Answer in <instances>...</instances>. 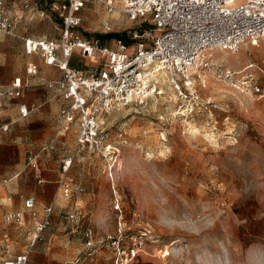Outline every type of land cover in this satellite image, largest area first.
Instances as JSON below:
<instances>
[{"label":"rangeland","instance_id":"374dc122","mask_svg":"<svg viewBox=\"0 0 264 264\" xmlns=\"http://www.w3.org/2000/svg\"><path fill=\"white\" fill-rule=\"evenodd\" d=\"M34 1L52 19L23 21L20 32L58 41L56 14L45 0ZM82 18L85 33L109 41L115 38L106 35L118 33L131 43L133 30H153L150 22L109 13L97 2L88 4ZM19 40L0 33L6 62L1 60L0 72L22 76L26 62L36 60L23 53ZM207 56L233 78L251 72L264 84V38L238 52L212 50ZM92 64L76 55L72 60L81 69ZM199 74L186 97L163 82L161 94L105 113L100 151L77 144L76 126L59 128L55 92L44 84L25 90L24 100L40 106L0 138V181L19 173L0 184V232L5 226L21 237L4 223V214L21 209L27 196L36 198L38 208L54 204L53 221L29 264H264V98L220 71ZM6 77L0 73V82ZM4 110L17 117L14 104ZM71 156L69 173L85 192L66 200L57 181L62 160ZM106 159L114 163L117 193ZM75 202L79 220L71 225L67 214Z\"/></svg>","mask_w":264,"mask_h":264},{"label":"built area","instance_id":"2783aa9c","mask_svg":"<svg viewBox=\"0 0 264 264\" xmlns=\"http://www.w3.org/2000/svg\"><path fill=\"white\" fill-rule=\"evenodd\" d=\"M6 1L0 0V31L16 34L20 15ZM95 2L109 13L120 11L131 21L150 22L153 30H133L130 33L131 43L123 37L109 41L87 34L81 30V12L89 3ZM50 5L61 26L59 40L25 36V53L37 54L47 64L62 71L60 80L48 84L49 87H56L64 100L58 110L57 124L63 131L76 126L77 144L99 151L103 148L101 126L105 113L161 94L163 82L186 97L187 92L194 91L195 75H200L203 70H217L233 78L234 73L216 64L207 53L212 50L238 52L244 45H258L264 38V0H122L121 9L117 0H52ZM76 50L87 58L98 57L99 67L89 74L73 67L71 59ZM29 72H36L32 63ZM233 81L264 98V84H260L251 72H247L242 79L233 78ZM25 85L27 83L17 79L11 86L0 88V113L6 98L20 97ZM33 108L34 105L31 108L21 104L20 118H26ZM13 123H0V138L11 130ZM109 148L110 145L105 150ZM45 149L47 147L42 148ZM103 155L107 157V154ZM72 160L73 156L62 160L58 181V191L66 200L74 192H85L82 183L69 173ZM106 161L112 189L117 193L114 163L111 159ZM8 181L5 178L0 184ZM77 206L75 202L74 208L67 214L71 225L79 220ZM115 206L121 213L118 220L121 233L123 216L118 197ZM54 211L53 203L38 209L36 198L29 196L25 198L22 209L4 216L6 223L16 225L24 232L26 240L24 249L5 259L4 264H29L32 250L44 239V232L53 221ZM85 235L87 244L92 245V231H86ZM13 241L7 229L0 232V244L6 253L12 252ZM118 242L117 239L114 241ZM135 255L132 249L131 256Z\"/></svg>","mask_w":264,"mask_h":264},{"label":"crops","instance_id":"0c3cea01","mask_svg":"<svg viewBox=\"0 0 264 264\" xmlns=\"http://www.w3.org/2000/svg\"><path fill=\"white\" fill-rule=\"evenodd\" d=\"M45 1H46V3L49 6L50 11H52L51 10V7H50L51 6L50 3H51L52 0H45ZM9 2H10V0H7L6 1V4L9 7H12V8L17 9L18 12H19L18 14L21 17L19 16L20 20L16 23V27H15L16 34H11L10 35V34H6V33L1 32V31H0V33L5 34V35H9V36H13V37H17L18 39H20L19 40L20 47L22 48L23 53L25 55H27V56H36V60L35 61L34 60H28L26 62L25 72H24V74L22 76L13 75L10 72H8L6 69L0 72V73L3 74V76H5V77L7 76L5 78V80H4L3 83L0 82V88H6L8 86H11L17 79H21L22 82L27 83V85L23 86V88H22L23 89L22 90V95L20 97H12L10 99L9 98H6L4 107H3V109H2V111L0 113V123H6V122H12V121L14 123H16L19 119L20 120H24V119L26 120V119H28L32 115V113H34L39 108L40 105H36L34 103H28L27 101L24 100L25 90L28 89L31 86H35V85H39V84H44V87L46 89H48V91L55 92V96H58L59 97V100L61 101V105L64 102V100L60 97L57 88L56 87H49V85H48L52 81L60 80L62 78V71L57 66L47 64L39 55H37V54L28 55V54L25 53V50H24L23 38L25 36H32V37H35V38H45V39H48V38L47 37H44V36H34V35H29V34H23L19 30V27L21 26V24L23 23V21H32L33 19H35L36 16H38L39 18L44 17L46 19L51 20L52 19L51 18V13L45 14L44 13L45 11L43 9H40L38 7V5H37L38 2H35L34 0H15L14 2H12V4L9 3ZM87 7L82 10V12H81V15L82 16H83V13L85 14V10L87 9ZM81 30L84 31L82 29V27H81ZM48 40H54V39H48ZM54 41H56V40H54ZM75 55L76 56H79L81 58H87V57L83 56L80 53L79 50H76L74 52L73 57ZM73 57L71 59V65H72ZM87 59L90 60V61H93V64L90 65L88 68L86 67L85 69H81L79 67H76V66H73V65L72 66L73 67H76V68H78L80 70H82L85 74H89L94 69H97V67H99V61H100V59L98 57L87 58ZM1 60H3V58L0 57V65L2 64ZM3 63H6V62L4 61ZM31 63L36 66V72H34V73L29 72V65ZM36 76H37V79L39 80L38 82H35V80L33 79ZM11 104H14V107L17 108V117L16 118H13L10 115L9 116H6L4 114L5 113L4 112L5 111L4 109L6 107H8V106H11ZM21 104H27L31 108H32L33 105L35 106V108H33L30 111L29 115L26 118H20L19 107H20ZM57 114H58V112H57ZM15 120H17V121H15ZM56 120H57V117H56ZM11 128H12V126H11ZM5 134H7V133H5ZM5 134H3V135H5ZM60 169H61V165H60ZM18 175H19V173L18 174H14L12 177L7 178V179L11 182L13 179H16L18 177ZM60 176H59V178H60ZM3 179H5V178H3ZM41 181H44V179H41ZM58 181H59V179H58ZM27 197H29V196H27ZM24 200H25V198H24ZM24 200H23V207H24ZM41 208H38V209H41ZM17 210H20V209H17ZM17 210L8 211V212H6L4 214V216L7 213H9V212H13V211H17ZM4 223L5 224H8L5 221H4ZM9 225L14 226L13 227L14 230H19V234H20L19 236H21V237L20 238L19 237H15L12 234V232L10 231L9 228H6L5 226L3 227V230L4 229H7L11 233L12 238H13L14 241H13V246H12V252L11 253H6L5 252V249L0 244V264H4V260L12 257V255L17 254V253H20L24 249V244L26 243L25 236H24V232L22 230L18 229L16 227V225H14V224H9ZM31 254H32V252H31ZM34 256L35 255H33V257ZM30 257H31V255H30ZM29 262H30V260H29Z\"/></svg>","mask_w":264,"mask_h":264},{"label":"trees","instance_id":"16d2710c","mask_svg":"<svg viewBox=\"0 0 264 264\" xmlns=\"http://www.w3.org/2000/svg\"><path fill=\"white\" fill-rule=\"evenodd\" d=\"M106 37L107 38H119V37H123L126 41L128 40L127 39V36H125L124 34H118V33L108 34V35H106Z\"/></svg>","mask_w":264,"mask_h":264},{"label":"bare ground","instance_id":"6f19581e","mask_svg":"<svg viewBox=\"0 0 264 264\" xmlns=\"http://www.w3.org/2000/svg\"><path fill=\"white\" fill-rule=\"evenodd\" d=\"M118 4H119V8H122V0H117ZM115 13H121L120 11H116ZM123 14V13H121ZM116 15V14H115ZM119 16V15H118Z\"/></svg>","mask_w":264,"mask_h":264}]
</instances>
